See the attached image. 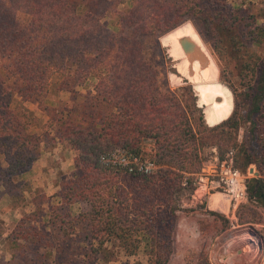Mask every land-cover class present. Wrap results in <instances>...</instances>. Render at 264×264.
<instances>
[{
	"label": "trees",
	"instance_id": "16d2710c",
	"mask_svg": "<svg viewBox=\"0 0 264 264\" xmlns=\"http://www.w3.org/2000/svg\"><path fill=\"white\" fill-rule=\"evenodd\" d=\"M107 2L0 0L1 197L21 203L31 190L26 177L43 139L32 130L39 119L28 102L38 103L52 119L55 136L48 139L75 152L74 169L61 189L36 195L34 209L23 213L11 231L0 229V240H10L17 251L26 244L56 251V241L75 237L84 242V264L140 253L144 259L127 264H168L176 210L183 192H194L192 173L202 167L205 146L217 145L221 158L234 151L235 166L250 175L249 200L264 207L258 160L264 155V61L257 68V82L240 93L242 105L234 91L232 114L209 127L200 108L190 109L179 95L158 85L142 40L159 43L184 21L202 19L218 20L237 47L262 45L264 22L242 6L231 7L228 0ZM107 14L116 23L105 24ZM92 78L98 80L94 88L85 87L86 93L78 89ZM52 91L70 97L55 107L44 106ZM246 125L241 142L238 133ZM44 132L50 134V128ZM146 139L154 142L150 160L156 168L151 173L136 167L130 171L110 158L146 159ZM76 203L84 207L74 213ZM200 264L211 263L204 259Z\"/></svg>",
	"mask_w": 264,
	"mask_h": 264
},
{
	"label": "rangeland",
	"instance_id": "374dc122",
	"mask_svg": "<svg viewBox=\"0 0 264 264\" xmlns=\"http://www.w3.org/2000/svg\"><path fill=\"white\" fill-rule=\"evenodd\" d=\"M228 4L233 8L242 6L244 9H248L249 14L254 15L260 23L264 22V0H228ZM106 5H110V0H108ZM120 7L124 8L125 4H121ZM113 19L112 14H107L103 18V22L112 25L116 23V20ZM197 22L195 24L192 20L188 19L180 25L184 23L192 24L200 37L201 44L205 46L204 50L212 56L218 66L220 81L231 89L233 95L234 91L238 94L242 105L240 93L246 91L249 85L252 86L257 82V68L259 63L264 61V44L249 45L248 47L239 45L237 47L234 45L232 39H230L231 32L223 28V25L218 20H215L213 23H207L200 19ZM163 36L159 38V43H155L154 40L150 39L142 40L144 54L158 73V85H160L163 91H171L179 95L183 103L188 105L190 109L197 106L204 112L198 105V97L194 91L193 83L186 78L178 84L172 82L171 75L173 73L179 74L174 67L175 63L168 54L167 48L161 42ZM251 52L255 53L254 59L250 56ZM247 65H253L256 71L249 70ZM97 83L98 80L92 78L87 82V86L79 87L78 89L86 93L85 87L92 89ZM69 97L68 93L56 94L55 91H52L46 97L43 105L55 107L59 102H64ZM26 105L39 119L32 130L41 135L43 139L38 149V160L35 162L37 165L39 161L40 167L43 168L31 171L32 166L29 170L26 178L31 185V190L25 192V199L21 203H13L10 197L3 198L0 195V229L7 231H11L15 227L16 222L22 217L23 213L34 209L35 206L31 202L36 195L42 193L52 195L56 191H59L61 189L60 184L68 179L74 169V162L71 163V160L73 155L75 157V152L67 145H63L60 142L53 143L55 142L53 139L49 140L55 136V131L52 129L51 118L47 111L43 110L36 102H28ZM198 115L199 112L196 111L194 118L197 119ZM195 121L194 124H196ZM47 127L50 128V134L44 132V129ZM246 129L247 125L243 126L238 133V140L241 142L244 140ZM47 136H49V139ZM144 147L147 151L146 160H150V153L154 148V142L151 139H146ZM213 148H216L220 155L218 146L210 144L202 149L203 160L211 155ZM258 160L261 164V173L264 176V155H259ZM199 171L192 173L193 180H195ZM187 177L188 174H186L184 185H188ZM179 205L180 209L176 210V226L172 236L173 253L168 264H170L172 257L177 252L183 254V261L181 262L184 264L201 263V259L199 260L198 258L200 253L201 256L203 255L202 258L213 264H226L225 260H219V249L224 244V239H228L231 234L238 230L239 233H236V235L239 234V239L246 238L250 243L255 241L257 243L255 247L251 246L250 243L248 245L251 251L253 249L258 250L259 256L256 255V258L250 259L246 264H264V207L255 201L249 200L239 209L236 216H233L231 213L224 214L217 211L216 215H214L211 214L213 211L207 202L199 203L194 199L193 191L190 189H186L183 192ZM82 207H84L82 203L74 204L72 207L73 212H78ZM46 212H48V206L45 204ZM194 237L198 238L196 245L191 244V240L193 239L192 242L195 240ZM66 238L70 239L69 241L67 240L68 244L63 241H59V243L58 241L55 242L56 248H58L56 251L47 246L37 244H26V247H22L17 251L10 240H0V264H84V242L80 238ZM242 248H245V246L242 245L240 249ZM185 254L187 255L185 256ZM68 257H72L71 262L65 263ZM135 258L144 259V255L140 253L137 257H120L117 260L101 264H127V261H133ZM239 263L245 264V262ZM235 264L238 263L235 262Z\"/></svg>",
	"mask_w": 264,
	"mask_h": 264
},
{
	"label": "bare ground",
	"instance_id": "6f19581e",
	"mask_svg": "<svg viewBox=\"0 0 264 264\" xmlns=\"http://www.w3.org/2000/svg\"><path fill=\"white\" fill-rule=\"evenodd\" d=\"M192 38L203 50L205 59L201 62L190 60L185 54L180 43L183 37ZM163 46L167 48L168 54L172 57L175 68L179 75L172 74L171 79L174 84L180 83L184 78L194 84V91L198 97V105L203 109L204 119L210 126H215L227 119L234 108V95L231 89L226 86L218 77V66L212 56L206 52L205 46L201 44L200 37L195 28L190 23H184L167 33L161 38ZM215 198L214 207L226 208L223 198L219 194L213 196ZM195 243V241H194ZM250 242L246 238L239 239V255L236 262L246 263L250 259L259 256L258 250L250 249ZM251 246L257 245L256 241L250 243ZM245 248L240 249L241 246ZM233 250L236 246H232ZM238 250V249H237ZM257 255V256H256ZM170 264H181L178 254L172 257Z\"/></svg>",
	"mask_w": 264,
	"mask_h": 264
},
{
	"label": "built area",
	"instance_id": "2783aa9c",
	"mask_svg": "<svg viewBox=\"0 0 264 264\" xmlns=\"http://www.w3.org/2000/svg\"><path fill=\"white\" fill-rule=\"evenodd\" d=\"M110 158L127 165L130 171L136 167L141 172L151 173L156 168L153 161L141 157L121 154ZM249 178V174L235 166L233 150L221 158L213 148L211 155L202 161V167L195 177L193 197L197 202L205 203L212 195L219 194L228 203L229 211L236 216L240 207L249 201Z\"/></svg>",
	"mask_w": 264,
	"mask_h": 264
},
{
	"label": "crops",
	"instance_id": "0c3cea01",
	"mask_svg": "<svg viewBox=\"0 0 264 264\" xmlns=\"http://www.w3.org/2000/svg\"><path fill=\"white\" fill-rule=\"evenodd\" d=\"M165 35V34H164ZM193 85V88H194V84H192ZM150 145H152V144H150ZM72 162H74V155H73V158H72V160H71V163ZM42 166H44V165H42ZM42 169L43 167H40V163H39V161L37 162V165H36V163L33 165V167H32V169H31V171H34V170H36V169ZM214 195H216V194H214ZM214 195H212L210 198H209V200L207 201V203H208V206L210 207V209L213 211L211 214H214V215H216V211L217 212H222V213H224V214H227V213H231L230 211H229V205H228V203L226 202V204L224 205V206H226V209H223V208H221L222 206H220V207H217V206H215V207H213V205L215 204V198L213 197ZM220 198H222L221 196H220ZM243 206V205H242ZM241 206V207H242ZM240 207V208H241ZM239 211V210H238ZM237 211V212H238ZM232 214V213H231ZM233 215V214H232ZM236 230H238V229H236ZM236 233H239V230L238 231H236V232H234L233 234H231L230 236H229V238L227 239V238H225L224 240H225V242H224V244L220 247V249H219V260L220 261H224L225 260V263L226 264H235V262H236V258H237V256L239 255V234H237L236 235ZM194 241H195V243H193L192 242V240H191V244H193V245H196L197 243H198V238H196V237H194ZM231 245L232 246H236V249L235 250H233L232 248H231ZM238 249V250H237ZM173 253V252H172ZM176 254H178V259H179V261H180V263L181 264H184L183 262H181V261H183L182 260V256H183V254L182 253H176ZM172 255V254H171ZM175 255V254H174ZM187 254H185V256H186ZM203 257V255L201 256V253H200V255H198V258H199V260H200V262H202V260H204V258H202ZM206 260V259H205ZM208 261V260H207ZM248 262V261H247ZM246 262V263H247ZM211 264H213L212 262H210ZM238 264H240L239 263V260H238V262H237ZM245 263V264H246ZM198 264H200V263H198ZM215 264V263H214Z\"/></svg>",
	"mask_w": 264,
	"mask_h": 264
},
{
	"label": "water",
	"instance_id": "95a60500",
	"mask_svg": "<svg viewBox=\"0 0 264 264\" xmlns=\"http://www.w3.org/2000/svg\"><path fill=\"white\" fill-rule=\"evenodd\" d=\"M180 43L185 54L193 61H203L205 59L202 48L190 37L186 36L181 38Z\"/></svg>",
	"mask_w": 264,
	"mask_h": 264
}]
</instances>
